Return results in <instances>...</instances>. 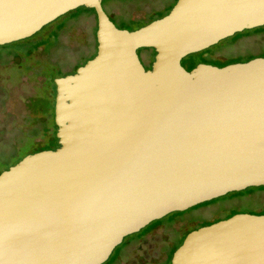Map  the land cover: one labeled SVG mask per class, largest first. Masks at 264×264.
Here are the masks:
<instances>
[{
	"label": "water",
	"instance_id": "1",
	"mask_svg": "<svg viewBox=\"0 0 264 264\" xmlns=\"http://www.w3.org/2000/svg\"><path fill=\"white\" fill-rule=\"evenodd\" d=\"M81 7L96 54L53 81L58 148L0 173V264H104L154 221L264 187V58L181 65L264 26V0H177L131 31L102 0H0V46ZM139 49L155 53L148 70ZM169 264H264V214L189 232Z\"/></svg>",
	"mask_w": 264,
	"mask_h": 264
},
{
	"label": "rangeland",
	"instance_id": "2",
	"mask_svg": "<svg viewBox=\"0 0 264 264\" xmlns=\"http://www.w3.org/2000/svg\"><path fill=\"white\" fill-rule=\"evenodd\" d=\"M176 1L129 0L110 2V0H102V7L116 28L130 29L131 31L153 21L150 20L152 17L156 20L158 17L165 16ZM84 11L86 14H82ZM84 11L82 7L78 8L44 26L30 38L0 47V131L3 132V140L0 142V173L19 157L35 149L33 145H25V137L29 133L21 135L24 141L19 146L17 154H15L16 150L12 148V144H8V141L11 134L18 130H25L28 123L38 125L41 114L36 101L44 80L42 76L45 79L52 76L54 81L56 78L73 74L77 68L94 56L96 52V18L91 9ZM70 15L80 16L68 23L58 41V38L53 36V31L59 24L69 19ZM111 16L118 21L124 20V23H119ZM260 30L263 33L257 32ZM263 30L264 26L245 30L219 41L202 52L189 55L181 62L183 65L192 62L196 66L200 64L215 66L217 60L234 64L254 58H264ZM241 35L244 36L241 37ZM236 37L241 38L236 40ZM44 38L47 41L40 44L39 39ZM17 48L20 50L12 53L9 58L3 57V55L17 50ZM28 51L33 56H31L32 61L40 59L37 67L41 68L40 74L42 76L34 71H26L30 65L28 63ZM137 54L142 65L147 69L150 68L154 61V51L139 49ZM5 121L10 122L9 125ZM9 131L11 132L9 133ZM50 132L48 137H51L52 134V140L46 141L44 146L54 148L57 144L54 134L56 127H53L52 132ZM19 141L21 138L17 139V142ZM38 143L43 144L44 142L39 139ZM255 189L248 188L241 192L229 193L184 212L172 213L154 221L138 233L125 237L104 264H111L115 260L113 264H168L173 252L181 245L189 232L237 214H264V189L248 194V191ZM174 248L176 249L170 257Z\"/></svg>",
	"mask_w": 264,
	"mask_h": 264
},
{
	"label": "trees",
	"instance_id": "3",
	"mask_svg": "<svg viewBox=\"0 0 264 264\" xmlns=\"http://www.w3.org/2000/svg\"><path fill=\"white\" fill-rule=\"evenodd\" d=\"M111 1H129V0H110V2ZM82 9H83V11L84 10H87L86 8H83L82 7ZM93 13H94V11L93 10H91ZM82 14H86V11H84ZM82 14H80V15H82ZM80 15H77V16H71L70 15V18L69 19H67V20H65V22L64 23H62V24H59L58 26H57V28L53 31V36L55 37V38H58V41H59V36H60V34L63 32V30L67 27V25H68V23L70 22V21H72V20H75V19H77ZM94 15H95V13H94ZM111 15V14H110ZM109 17V16H108ZM112 18H114L113 16H111ZM150 18V17H149ZM158 18H160V17H158ZM110 19V18H109ZM116 21H118L116 18H114ZM150 20H154V18L152 17ZM111 21V20H110ZM112 22V21H111ZM119 23H121V24H123L124 23V20H120V21H118ZM113 23V22H112ZM135 23H139V22H135ZM114 24V23H113ZM142 25H144V24H142ZM95 30H96V27H95ZM94 30V31H95ZM127 30H130V29H127ZM261 30H262V28H261ZM261 30L260 31H257V32H260V33H263V32H261ZM264 31V30H263ZM256 32V33H257ZM52 33V32H51ZM242 36H244V35H241V37ZM241 37H239V38H241ZM238 37H236V40L237 39H239ZM236 40H234V41H236ZM39 41H40V44H44V42L45 41H47V40H45V38L44 39H39ZM1 47V46H0ZM20 50V48H17V50H14V51H11V52H9L8 54H6L5 56L3 55V57L4 58H9L11 55H12V53H16V52H18ZM29 53H28V58H29V66H28V70H26V71H34V72H36L37 74H39L40 76H42L41 74H40V70H41V68L40 67H37V63L40 61V59L39 60H31V58L33 57L32 56V54H31V52L30 51H28ZM95 54H96V52H95ZM95 54H94V56H95ZM32 56V57H31ZM93 56V57H94ZM92 57V58H93ZM92 58H90V59H92ZM28 63H26V64H28ZM230 63L229 62H221V61H219V60H217V62L215 63V65H218V66H220V67H223V66H226V65H229ZM2 65H4V64H2ZM194 67H196V65L194 64V63H192V62H189V68L188 69H193ZM190 70H188V71H190ZM52 77V76H51ZM47 78V79H45L43 76H42V78L44 79L43 80V82H42V87H41V89H40V91L38 92V95H37V105H38V109H39V111H40V114H41V117H40V120H39V123H38V125L36 124V133L37 134H41L42 132H45V131H49L50 130V128H53V127H55V125H54V122H53V108H54V97H55V86H54V82H53V80H52V78ZM55 134V133H54ZM45 149V148H44ZM40 150V149H39ZM261 189H264V187H258V188H256L255 190H250V191H248V194H250V193H254V192H256V191H261ZM200 206V205H199ZM182 240H183V238H182ZM181 243V242H180ZM177 248V247H176ZM176 248H174L172 251H171V253H170V257H171V254H172V252L176 249ZM169 257V258H170ZM169 264V263H168Z\"/></svg>",
	"mask_w": 264,
	"mask_h": 264
},
{
	"label": "flooded vegetation",
	"instance_id": "4",
	"mask_svg": "<svg viewBox=\"0 0 264 264\" xmlns=\"http://www.w3.org/2000/svg\"><path fill=\"white\" fill-rule=\"evenodd\" d=\"M139 57V56H138ZM139 60H140V58H139ZM141 62V61H140ZM142 64V63H141ZM181 65L183 66V68L185 69V70H190V69H188L189 68V64H186V65H183L182 64V62H181ZM215 66H217V67H220V66H218V65H215ZM144 67V66H143ZM151 67V66H150ZM144 69L145 70H148V69H150V68H145L144 67ZM75 72V71H74ZM5 119H6V117H5ZM4 119V120H5ZM7 121H8V119H6ZM6 122V121H5ZM8 125H9V123L10 122H6ZM28 126L26 127V129L25 130H18L16 133H13V134H11V136H10V138H9V141H8V144H12V148H14V150H16L15 151V154H17V152H18V148H19V146H21V144H22V142L24 141V139L22 138L23 136H21L22 134H24V135H26V134H28V138L27 137H25L26 139V142H28V143H26L25 142V145H27V144H29V145H33L34 147H35V149H32L31 151H29V152H27V153H25L24 155H22L21 157H19L14 163H12L9 167H11V166H13V165H15L17 162H19V161H21L25 156H27V155H31V154H34V153H37V152H40V151H44V150H55L56 148H58V145L56 144V147H51V148H47L46 146H44L45 145V143H46V141H48L49 139L50 140H52V134H51V137H48V134H49V132L51 131L52 132V130H53V128H50V130L49 131H45V132H42L40 135H38L37 133H36V125L35 124H31V123H28L27 124ZM11 131H9V133H10ZM50 132V133H51ZM31 133V134H30ZM2 137H3V132H1L0 131V142L3 140L2 139ZM19 138H21V141H19V142H17V139H19ZM46 138V139H45ZM42 140V142H44L43 144H39L38 143V140ZM28 140V141H27ZM57 140V139H56ZM24 144V143H23ZM45 148V149H44ZM40 149V150H39ZM12 150V149H11ZM13 150V151H14ZM14 154V155H15ZM8 168V167H7ZM6 168V169H7ZM6 169H4V170H6ZM3 170V171H4ZM118 258H119V256H118ZM116 261V260H115ZM114 261V262H115ZM113 262V263H114ZM113 263H111V264H113Z\"/></svg>",
	"mask_w": 264,
	"mask_h": 264
}]
</instances>
